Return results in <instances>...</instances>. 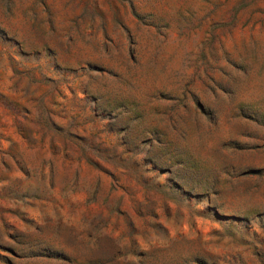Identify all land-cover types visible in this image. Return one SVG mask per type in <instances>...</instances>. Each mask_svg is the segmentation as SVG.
Listing matches in <instances>:
<instances>
[{"label":"rangeland","instance_id":"rangeland-1","mask_svg":"<svg viewBox=\"0 0 264 264\" xmlns=\"http://www.w3.org/2000/svg\"><path fill=\"white\" fill-rule=\"evenodd\" d=\"M0 264H264V0H0Z\"/></svg>","mask_w":264,"mask_h":264}]
</instances>
